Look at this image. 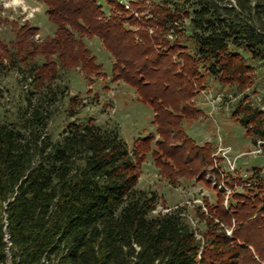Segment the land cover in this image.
Returning a JSON list of instances; mask_svg holds the SVG:
<instances>
[{"label":"trees","instance_id":"16d2710c","mask_svg":"<svg viewBox=\"0 0 264 264\" xmlns=\"http://www.w3.org/2000/svg\"><path fill=\"white\" fill-rule=\"evenodd\" d=\"M39 1L53 33L38 42L36 23L11 21L10 46L0 43V59L20 72L25 91L12 117L0 113V264H264L261 168L221 176L211 143H197L183 127L201 116L193 99L208 79L238 91L254 85L253 62L264 66V0H160L150 4L153 18L139 21L115 0L107 9L99 0ZM93 37L111 57L112 78L151 105L158 139L148 133L128 145L117 122L77 115L81 98L56 80L70 70L84 81L100 72L87 43ZM65 98L54 131L53 105ZM247 99L233 116L256 141L264 113ZM147 154L169 183L196 176L212 184L215 202L167 205L140 187Z\"/></svg>","mask_w":264,"mask_h":264},{"label":"rangeland","instance_id":"374dc122","mask_svg":"<svg viewBox=\"0 0 264 264\" xmlns=\"http://www.w3.org/2000/svg\"><path fill=\"white\" fill-rule=\"evenodd\" d=\"M25 1L33 7H38L34 19L29 22L38 25V33L41 37L36 40L33 36V39L40 42L45 36L53 33L54 26L48 20L45 13L46 7L41 1ZM158 1L160 0H136L133 3V8L137 10V15L131 17L127 15L128 20L136 19L139 21L146 20L148 17L153 18V13H149L150 4ZM99 2L104 9H107L106 0H99ZM14 17L15 15L12 16L9 9H3L2 11L0 8V43L8 46H10V23L11 21H18ZM5 19L8 21L6 22ZM129 23L127 25H130L133 30L138 29L137 23ZM18 24L22 25L19 21ZM149 29L148 32L150 33ZM87 43L95 54L96 61L101 63L100 72L91 74L84 81L81 79L80 73L70 70L60 73L59 78L56 80L57 83L67 85L64 90L65 94L69 96L78 95L81 98L82 105L77 115L81 119L93 117L97 124L117 122L120 134L128 145L132 144L134 138L148 133H152L154 139H158L156 126L152 124L154 115L151 105L139 99L138 93L130 83L112 78V60L99 39L93 37L90 40L88 39ZM2 45H0V48H2ZM3 61L1 58L0 95L2 96H0V113L4 114L7 109L9 117H12L17 106L20 105L21 97L25 91H23L22 82L18 78L20 72L15 67H10L8 62L3 63ZM253 63L257 67L255 70L256 81L254 85L246 87L243 91H238L234 85L221 86L217 82L208 79L205 87L199 89L193 99L194 104L202 110L201 116L196 119L184 120L183 127L186 133L197 143L210 142L215 149L220 139L222 144L230 145L232 147L231 156L240 154L236 160L235 172L249 173L253 167L257 166L261 168L262 175H264L263 147L261 153H251L257 147L256 141L246 132L239 120L233 116L242 96L247 95L248 101H254L258 93L264 92V66H260L261 64L258 62ZM205 95L211 98L220 95L221 98L210 101V98H206ZM36 96L37 93H35ZM4 97H8L9 100L3 99ZM66 106H68L66 98L62 102L53 105L57 114L55 122L57 125L54 131L60 129L63 123L65 117L63 110ZM238 115L240 116V114ZM217 165L224 172L227 170L225 163L217 162ZM209 184L196 180V176L179 177L176 183H169L160 176L159 169L154 166L150 154L146 155L139 177V186L156 190L158 194H161L164 203L167 205L175 203L178 200L177 198L190 200L195 198L196 202L202 204L201 199L203 196L213 203L216 200V191L212 188V184ZM235 188L238 189L240 186L235 185ZM158 208H161V206H158Z\"/></svg>","mask_w":264,"mask_h":264},{"label":"built area","instance_id":"2783aa9c","mask_svg":"<svg viewBox=\"0 0 264 264\" xmlns=\"http://www.w3.org/2000/svg\"><path fill=\"white\" fill-rule=\"evenodd\" d=\"M118 4H120L125 11H127L128 15L131 17L133 15H137V10L133 8V3L136 0H115ZM0 8L3 11L6 9H9L11 11V15H15L14 18L18 20L21 24L27 23L31 21L35 14L38 12V7H33L26 3L25 0H0ZM175 24L178 23L175 22ZM150 33L153 32L152 27L149 29ZM167 36L171 39L176 37V32L173 29H170L167 32ZM34 37L36 40H39L41 35H39L38 32L34 34ZM256 94V93H255ZM210 95V94H209ZM206 98H210V101L219 100L221 97L220 95L215 96L214 98H211L208 95H205ZM248 101V100H246ZM249 102V101H248ZM252 105L258 107L261 111L264 113V92L258 93L255 96L254 101H250ZM264 143V137L261 139L256 140V148L251 151L253 154H258L262 152V144ZM232 151V147L230 145H224L220 142L215 146V150L212 153L213 158V169H215L221 176L224 175V171L218 167L217 165V157H221V161L225 163L227 170L229 172H235L236 168V160L240 156V154H236L234 156H231L230 153ZM246 172L243 173V176L246 177ZM206 179L211 181L212 183L215 182V174L212 171H208L206 173ZM246 185H249V183H245ZM236 185V183H234ZM219 188H223L226 192V195L230 193L231 189L229 187L224 186L222 183L218 185ZM241 188V186H240ZM231 229H226L227 234H230Z\"/></svg>","mask_w":264,"mask_h":264}]
</instances>
